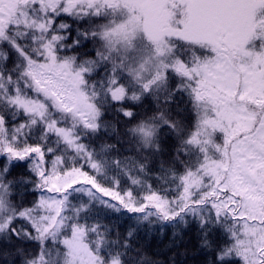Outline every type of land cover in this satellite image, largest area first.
I'll use <instances>...</instances> for the list:
<instances>
[{"label": "snow or ice", "instance_id": "6c2138e0", "mask_svg": "<svg viewBox=\"0 0 264 264\" xmlns=\"http://www.w3.org/2000/svg\"><path fill=\"white\" fill-rule=\"evenodd\" d=\"M190 256L264 264V0H0V264Z\"/></svg>", "mask_w": 264, "mask_h": 264}, {"label": "trees", "instance_id": "16d2710c", "mask_svg": "<svg viewBox=\"0 0 264 264\" xmlns=\"http://www.w3.org/2000/svg\"><path fill=\"white\" fill-rule=\"evenodd\" d=\"M168 239H170V232L166 233V238L162 243H160L158 250H160L162 252L165 250L164 246L167 244ZM189 264H202V258L190 256L189 257Z\"/></svg>", "mask_w": 264, "mask_h": 264}]
</instances>
